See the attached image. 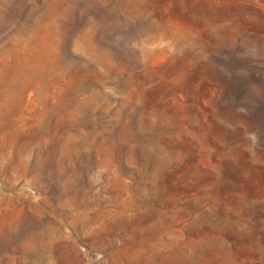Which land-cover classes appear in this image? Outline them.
Here are the masks:
<instances>
[{
	"label": "rangeland",
	"instance_id": "obj_1",
	"mask_svg": "<svg viewBox=\"0 0 264 264\" xmlns=\"http://www.w3.org/2000/svg\"><path fill=\"white\" fill-rule=\"evenodd\" d=\"M0 264H264V0H0Z\"/></svg>",
	"mask_w": 264,
	"mask_h": 264
}]
</instances>
